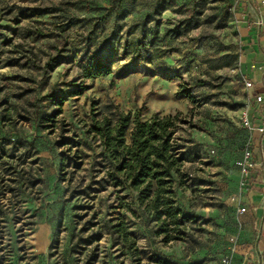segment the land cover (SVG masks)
<instances>
[{
	"label": "rangeland",
	"instance_id": "1",
	"mask_svg": "<svg viewBox=\"0 0 264 264\" xmlns=\"http://www.w3.org/2000/svg\"><path fill=\"white\" fill-rule=\"evenodd\" d=\"M165 1L170 7L151 54L123 60L113 75L87 80L83 95L70 96L71 84L82 80L85 45L98 50L117 27L132 43L139 33L130 27L153 20L157 0H0V138L15 149L7 171L0 168V264H87L95 244L82 240L99 230L96 222L119 215L139 236L146 261L155 254L173 264H216L227 251L246 214L239 212L247 192L237 162L251 137L242 117L251 103L253 110L256 90L247 89L242 72L251 23L241 10H252L259 31L264 10L258 0ZM55 57L73 62L51 72ZM56 93L66 98L61 109L49 97ZM95 101L103 113L144 120L182 113L189 180L177 203L197 217L184 240L164 243L141 211L134 217L115 208L120 197L133 201L130 190L97 184L106 161L85 127ZM113 243L101 240L96 264H135Z\"/></svg>",
	"mask_w": 264,
	"mask_h": 264
},
{
	"label": "trees",
	"instance_id": "2",
	"mask_svg": "<svg viewBox=\"0 0 264 264\" xmlns=\"http://www.w3.org/2000/svg\"><path fill=\"white\" fill-rule=\"evenodd\" d=\"M169 7L168 1L157 0L152 13L153 20L146 18L142 23L130 27L129 30L139 33L132 43L128 40L131 36L129 32L125 36L127 40L124 41L123 27L119 30L118 27L115 28L94 52H91L87 43L80 60L84 66L80 77L82 80L79 84H71L76 89L70 92V96L83 95L88 89L87 80L113 75L115 65L123 60L132 57L134 62L142 61L146 55L151 54L161 39V29L164 25L162 17ZM175 32L176 29H172L169 33ZM66 58L55 57L47 66L53 72L64 63L73 62V59ZM255 89L257 93H264L263 88ZM49 97L60 109L66 100L57 93ZM189 97L192 98L191 95ZM98 105L99 102L95 101L91 123L85 124L88 133L100 141L103 148L100 155L102 161H106L102 163L105 176L97 184L104 188L108 186L130 190L135 195L133 201L126 202V198L120 197L115 208L126 210L134 217H139L141 211L156 223L154 233L161 237L164 243L184 240L188 223L197 217L186 214L177 203V190H185L189 180L185 170L186 149L179 136L181 125L186 123L182 113L164 116L154 114L144 120L139 113L132 115L120 110L111 114L103 113ZM60 109L55 111L54 115L61 113ZM194 127L204 130L198 125ZM10 145H14L10 139L0 138V168L6 171L9 167L7 159L15 152L14 146L10 149ZM94 225L99 230L93 232L85 241L81 238L85 245L95 244L87 264L99 262L100 242L105 236L112 238L113 247L121 244L122 255L130 254L135 264H173L172 261L155 254L146 261L144 251L139 245V236L131 230L123 215H119L116 222H96Z\"/></svg>",
	"mask_w": 264,
	"mask_h": 264
},
{
	"label": "crops",
	"instance_id": "3",
	"mask_svg": "<svg viewBox=\"0 0 264 264\" xmlns=\"http://www.w3.org/2000/svg\"><path fill=\"white\" fill-rule=\"evenodd\" d=\"M262 1L258 0L260 11ZM253 9L257 13L256 8ZM241 12L243 20L251 23L243 42L242 72L254 81L256 87L264 89V31H259L255 22H250V17L253 19L252 10ZM250 117L253 122L261 123L264 117V102H255ZM263 139L264 136H257L254 150L256 165L251 173L250 185L245 188L246 214L243 213L245 216L243 220L240 219L243 231L233 264H264V152L261 148Z\"/></svg>",
	"mask_w": 264,
	"mask_h": 264
},
{
	"label": "built area",
	"instance_id": "4",
	"mask_svg": "<svg viewBox=\"0 0 264 264\" xmlns=\"http://www.w3.org/2000/svg\"><path fill=\"white\" fill-rule=\"evenodd\" d=\"M261 8L264 10V0L261 2ZM245 85L249 90H254L256 87L254 81L251 79H245ZM251 98L253 99L256 98L254 100L255 102L262 103L264 102V93H257L255 91V94H253ZM251 107H252V103L248 105V109L243 113V117H242L243 126L250 132L251 137L244 148L242 157L237 162V165L240 168V172H241V185L242 187L245 188L250 185L251 173L256 165L254 150L256 147L257 136L258 135L264 136V117L261 123L259 124L253 122V120L250 117ZM261 148L262 151L264 152V139L262 140ZM263 170H264V164H263ZM239 212L241 214L245 213L246 208L245 207L240 208ZM242 231H243V225L241 222H239L235 234L231 235L229 238V247L227 251L221 255L218 264H233L235 255L238 251V247L240 244V237ZM243 264H245V262Z\"/></svg>",
	"mask_w": 264,
	"mask_h": 264
}]
</instances>
